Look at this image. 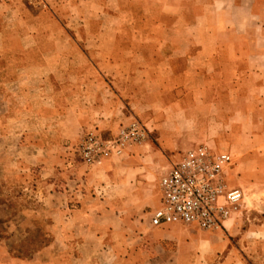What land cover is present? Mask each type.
<instances>
[{"label": "crops", "instance_id": "obj_1", "mask_svg": "<svg viewBox=\"0 0 264 264\" xmlns=\"http://www.w3.org/2000/svg\"><path fill=\"white\" fill-rule=\"evenodd\" d=\"M137 1L0 0V162L40 167L42 206L55 228L49 254L65 264H147L137 257L151 251L131 245L146 239L135 214L165 154L197 144L228 150L231 185L264 194V47L250 52L242 43L233 62L222 58L226 44L169 41L163 28L135 31L148 38L135 41L120 19L136 13ZM132 116L151 139L120 158L88 166L65 147ZM262 199L255 233L212 246L224 264H264Z\"/></svg>", "mask_w": 264, "mask_h": 264}, {"label": "rangeland", "instance_id": "obj_2", "mask_svg": "<svg viewBox=\"0 0 264 264\" xmlns=\"http://www.w3.org/2000/svg\"><path fill=\"white\" fill-rule=\"evenodd\" d=\"M26 1L32 5L44 4L43 0ZM123 4L128 5L126 2ZM131 6L136 13L122 14L120 22L126 28V36L127 32H131L135 41L148 40L142 34L135 35V31L140 30L146 36L152 30L163 28L164 37L169 41L186 42L195 37V41L202 43L226 44L228 48L223 51L222 58L233 62L240 61L245 50L242 45H247L250 52L264 47V0H138L131 3ZM231 70L227 68L223 72L230 79L235 74ZM133 118L138 119L149 134L143 143L131 145L123 153L109 159L120 158L130 148L150 142L152 130L139 117L132 116L128 121L121 122L116 130H87L78 141L66 144L65 147L75 159L88 166L103 165L109 159L101 164H87L82 161L77 151L79 142L89 131L111 138ZM199 145L231 154L218 146L197 144L186 151L179 150L163 155L162 159L156 158L155 173L150 179L153 187L148 186L143 190L142 196L146 202L135 214L141 228L137 232L146 239L131 244L132 247H137V252L139 248H148L152 256L149 259L137 257L138 262L148 260L147 264H224V251L216 254L212 251V246L217 245L221 249L220 245L222 247L230 234L255 233V226L262 220L263 211L258 203L262 202L264 194L258 195V187L249 189L239 186L238 189L243 191L244 197L221 229L202 231L180 225L164 228L151 225L150 212L158 205L161 177L183 153ZM147 149H152V145L147 146ZM13 154H18L16 148ZM233 160L235 165L234 157ZM40 170V167L20 170L0 162V264H65L64 258L55 259L49 254L55 238V228L51 226L49 214L42 206L40 193L46 188V181L42 180ZM231 183L230 173V185ZM134 205L127 203L129 209ZM53 249L63 253L65 247L57 243ZM235 250L239 252L241 244Z\"/></svg>", "mask_w": 264, "mask_h": 264}, {"label": "built area", "instance_id": "obj_3", "mask_svg": "<svg viewBox=\"0 0 264 264\" xmlns=\"http://www.w3.org/2000/svg\"><path fill=\"white\" fill-rule=\"evenodd\" d=\"M148 134L136 118L111 138L89 131L77 146L78 155L87 164H101L127 147L143 143ZM233 167L231 154L204 145L183 153L159 181V200L150 212L151 225L221 229L244 197L241 189L230 185Z\"/></svg>", "mask_w": 264, "mask_h": 264}]
</instances>
